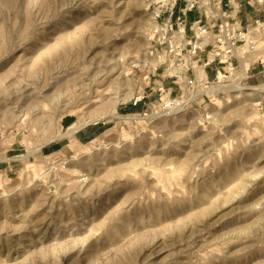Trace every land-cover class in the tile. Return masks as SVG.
I'll return each instance as SVG.
<instances>
[{"label": "rangeland", "instance_id": "obj_1", "mask_svg": "<svg viewBox=\"0 0 264 264\" xmlns=\"http://www.w3.org/2000/svg\"><path fill=\"white\" fill-rule=\"evenodd\" d=\"M171 1L0 0V264H264V88L230 93L264 85V26L254 53L237 50L249 79L197 75L223 99L158 118V80L177 75L170 98L188 97L183 68L167 72L184 49L148 54L153 7ZM228 1L176 4L220 18ZM239 1L264 17V0ZM141 95L152 114L99 119ZM97 118L81 145L51 140Z\"/></svg>", "mask_w": 264, "mask_h": 264}, {"label": "built area", "instance_id": "obj_2", "mask_svg": "<svg viewBox=\"0 0 264 264\" xmlns=\"http://www.w3.org/2000/svg\"><path fill=\"white\" fill-rule=\"evenodd\" d=\"M176 1L177 0H172L169 5H156V7H153V24L151 26L152 36L149 43V56H155L158 49H165V53H167V55H178V49L180 46L179 44H177V42L184 39L185 37L186 16L193 10L194 7L185 3L183 7L176 10ZM211 2L212 6L219 5L221 8L223 0H211ZM258 3L260 4V2ZM195 9L200 10L199 8ZM222 14L225 15L224 12ZM203 16L206 21V19L208 18L206 13H203ZM209 18L214 19L212 15ZM224 18L225 19L223 21H220L219 25L215 28L217 32L216 34L211 31L214 27H210L208 24H202V21L200 19L193 22L190 27L192 29V37L189 39L185 37L186 43L182 47L185 52L179 55L181 58H177L174 61L168 59L167 72L171 65H174L178 69L180 67L183 68L182 71H184V69H192V66L194 64L197 66L196 59L199 55L206 56V62H209L208 55L209 52L213 50L214 45L212 43H208L205 44L202 48H199L198 45H196L198 39L205 34H211L212 36H214V44H216V46L218 47L221 46L222 49L226 50V53L224 54L221 53V55H215L211 59L212 61H218L220 64H225L227 59L235 57L237 50L243 49V47L244 53H254L255 44L259 36V30L262 29L263 24H261L258 20H255L252 25L243 28L241 27L240 23H237L236 21L228 19L226 17ZM204 64L201 63V65ZM155 70H157V67L155 68ZM217 77L218 76H215L212 80H207L205 78V86H209L211 82L217 79ZM168 78L169 80H174L176 82L179 79L177 75H169ZM186 87L188 89V97L187 99H185L184 103H179L177 101L178 96L170 98L171 91L168 93L166 98L164 96V92L166 91L165 87L163 84H159V86L157 87V93L159 99H161V102L159 104V109L154 110L156 114H158L157 117L162 118L165 115H169V113H173L174 111L179 110L182 104L187 107L191 104L196 103L197 100L204 97L208 100L209 96L198 93L199 88L196 85V77H192L191 79H189V82L186 83ZM177 89L181 90L179 85H177ZM147 99V95H141L140 97L131 98L124 104L130 105L131 107H137L141 103H146ZM144 109L138 114H126L125 117L133 118L132 120L126 121L133 122L136 120V117L144 118L148 114H152V111H149L150 113H147V109Z\"/></svg>", "mask_w": 264, "mask_h": 264}, {"label": "crops", "instance_id": "obj_3", "mask_svg": "<svg viewBox=\"0 0 264 264\" xmlns=\"http://www.w3.org/2000/svg\"><path fill=\"white\" fill-rule=\"evenodd\" d=\"M229 3V9L228 10H225L223 11L224 12V17L228 18V19H232L234 21H236L237 23H240L241 27H246V26H250L254 23L255 20H258L261 24H263L264 26V17L261 19L260 17H256L255 15L251 17H249V14H251L250 10H248V15L247 14H244L246 17L243 18L241 16V4H240V1L239 0H229L228 1ZM247 5L249 7L252 8V4L247 2ZM184 4L183 3H179L177 6H176V10L183 7ZM260 7H263L262 10V14H264V6L263 5H260ZM224 17H220V18H214V19H210V18H207L206 21H205V18L203 16V12L202 10H192L191 12H189L186 16V28H185V37L187 39L191 38L192 37V29L190 28L191 27V24L197 20H201L202 21V24H208L210 27H214L211 31L214 32L215 31V28L219 25V22L220 21H223L225 18ZM182 40V43H181V47L184 46V44L186 43V39ZM211 43V41L209 42ZM238 53H236V56L235 57H231L230 59H227L226 60V63L225 64H220L218 61H212L210 60L209 62H206L207 60V57L206 56H203V55H199L196 59V63H197V66L194 64L192 67V69H184V71L186 72V75L187 77H190V79L192 77H197L200 76L202 80L206 81L205 78L207 80H212L214 79L215 76H221L223 77V74L229 72V69L231 70H234V69H241V65H243V69H247L245 71V74H246V77L243 78L245 80L249 79L250 77L247 75L248 74V70L250 69V66L246 63V62H243L242 60H240L238 58ZM206 62V63H205ZM201 63H205L204 65H201ZM191 64V63H190ZM201 65V66H200ZM258 66H264V63L262 60L258 61ZM170 69V68H169ZM254 69V68H252ZM159 76V75H157ZM157 82V79L154 80ZM163 81V82H162ZM162 81L158 80V83L159 84H163L165 88L169 89L171 92L173 91H176L177 90V85L178 83L174 80H169L168 79H162ZM170 85V86H169ZM147 104L144 102V103H141L139 104L137 107H131L130 105H126L125 107H123V113L124 114H138L140 113L144 107L146 106ZM118 114V113H117ZM92 124V123H91ZM90 125V124H88ZM84 126L83 128L81 129H78V130H75L72 134H79L78 136L81 138V139H84L85 137H87V135L89 134L88 131H84L85 128L88 126ZM72 127V126H71ZM69 129V127H68ZM77 137H74L73 136V140L74 142H76L77 144H82L80 143L78 140H76ZM93 140V139H92ZM91 141V140H90ZM55 148L51 149V151H53Z\"/></svg>", "mask_w": 264, "mask_h": 264}, {"label": "bare ground", "instance_id": "obj_4", "mask_svg": "<svg viewBox=\"0 0 264 264\" xmlns=\"http://www.w3.org/2000/svg\"><path fill=\"white\" fill-rule=\"evenodd\" d=\"M188 2H190V1H188ZM217 11H219V7H211V9L209 10V13H213V12H217ZM152 24H153V21H152ZM182 31V30H181ZM205 35H207V34H205ZM182 36H183V34H182ZM203 37H204V35L203 36H201L199 39H198V41H197V44L196 45H198V47L199 48H202L205 44H204V42H202V40H203ZM213 38H214V36L212 37V39H211V43L214 45V48H213V50L212 51H210L209 52V55H208V61H210L215 55H221V53L222 54H224V53H226V50H224V49H222V47L221 46H216V44H214V42H213ZM183 40V39H182ZM182 40H180L179 42H177V44H179V46L181 45V43H182ZM206 44H208V43H206ZM148 54L150 55V50L148 51ZM152 54V53H151ZM240 54V53H239ZM241 56V55H240ZM242 59H245L243 56H241L240 57V60H242ZM58 70V69H57ZM230 71H232L231 69H229V72H228V75H230ZM55 74H58V71H55L54 72ZM56 79H57V77H54V78H52V80L51 81H47V83H46V86L47 85H49V84H52V83H55V81H56ZM221 79V77H217V79L216 80H214L213 82H211V83H215V82H217V81H219ZM38 80L39 79H37L36 80V83H38ZM90 82V81H89ZM206 83V81H204L203 82V84H205ZM83 86H86V87H89L90 85L89 84H84ZM225 87H223V86H217L216 88H214V89H211V90H207V91H205V93L207 94V95H209V94H212L213 95V97H214V100H215V98H216V100H217V102H220L223 98L220 96V95H222V91H223V89H224ZM232 88H234V90H232L230 93H238V92H240V93H243V91H247V95L249 94L250 96L251 95H255V97L258 95V93H260L261 91H259V90H262L263 88H264V85H257V86H253V87H249V88H243V87H241V86H239V85H232ZM42 89V88H41ZM40 89V90H41ZM259 91V92H258ZM246 94V93H245ZM58 96H60V95H58ZM123 99H118L117 101H114V102H112V103H110L111 105H109L110 107V113L109 114H107V115H105V116H102V117H100L99 119H102V120H104L105 118H112V119H124V120H129V119H126V117H120V115H118L117 114V112H116V110H115V107H116V104H118L120 101H122ZM178 101V100H177ZM179 103H182V102H180V101H178ZM181 107V106H180ZM12 109V108H11ZM169 115H171L170 113H169ZM169 115H165V116H169ZM157 116H158V114H157ZM165 116H163V117H165ZM152 117H156V116H151L150 118H152ZM159 118V117H158ZM131 119V118H130ZM96 120H98V118L97 119H92V120H89V121H85V120H82V119H78V120H76L77 122H76V124L75 125H73L72 127H70L69 129H67L66 130V132L64 133V134H57L55 137H53L51 140H53V139H59V138H61V137H68L69 139H73L72 138V133L75 131V130H78V129H81V128H83L84 126H86V125H88V124H91V123H93V122H95ZM95 139H97V138H95ZM95 139H93V140H91L90 142H88L87 144H90V145H92L93 143H94V141H95ZM48 142V141H47ZM84 151V150H83ZM86 151V150H85ZM86 153V152H85ZM82 154H84V153H82ZM79 155H81V154H79ZM74 156V155H73ZM67 163V161H64L62 164H66ZM43 173V172H42ZM46 175V174H45ZM35 177H36V175H35ZM38 177H39V175H38ZM40 178V177H39ZM36 179H38V178H36ZM4 195V194H3ZM1 196V195H0Z\"/></svg>", "mask_w": 264, "mask_h": 264}]
</instances>
